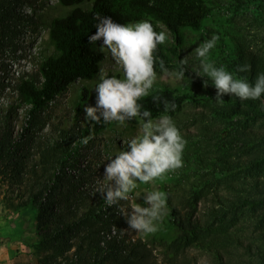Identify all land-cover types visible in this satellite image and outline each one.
Instances as JSON below:
<instances>
[{"label":"trees","instance_id":"trees-1","mask_svg":"<svg viewBox=\"0 0 264 264\" xmlns=\"http://www.w3.org/2000/svg\"><path fill=\"white\" fill-rule=\"evenodd\" d=\"M21 3L23 0H0L3 71L7 70V58L2 54L8 47L15 50L14 41L27 20L16 13L15 7ZM58 3L72 9L49 25L46 37L52 53L44 56L35 72L23 71L14 82H6L18 102L17 107L8 108L23 109L25 119L19 132L14 133L8 122L10 115L0 116V183L15 188L6 192L3 199L7 208L30 221L29 227L36 234L31 255L40 256L41 264H162L146 242H129L124 237L122 229L126 224L119 212L121 202L109 207L102 197L95 199L94 195L84 194L78 188L83 179L69 173L78 162L77 145H84L86 137H92L90 142L114 122L85 121L78 133L62 130L60 140L50 142L41 137L47 124L44 113L69 85L76 80H92L97 74L104 58L102 41L88 43V37L96 31L97 13L121 24L147 20L157 32L162 31L158 25L161 24L171 34L173 44L170 48L158 45L156 55L164 60L167 69L179 70L180 66L167 61V55L174 56L182 49L183 31L200 30L214 10L222 11L226 16L218 26L231 32L234 53L226 70L254 83L257 75L264 73V40L261 47H252L255 36L250 38L247 29L251 26L256 31L264 30V0ZM239 20L247 26L241 27ZM244 64L250 65V71L237 73V65ZM156 71L161 72L158 62ZM185 77L192 79L185 91L154 86L151 94L139 101L154 119L165 114L174 117L187 102H200L204 110L202 118L193 122L199 124L200 130L193 152L185 158V172L173 180L176 188L172 191L180 192L175 203L172 191H166L169 210L161 227L170 237L160 259L164 264H196L195 257L188 253L195 248L204 252L211 264H264V96L241 101L225 95L223 104H218L214 99L216 90L207 89L205 80L192 78L187 71ZM4 88L0 80V90ZM87 95V89L82 88L76 113L81 112ZM154 96L174 102L175 111L165 113L162 103L153 102ZM90 105L94 106L95 101ZM139 121L127 122L137 125ZM200 202L205 207L202 211L198 209ZM22 226V222H17L15 228L0 229V236L17 239L25 230Z\"/></svg>","mask_w":264,"mask_h":264},{"label":"rangeland","instance_id":"rangeland-1","mask_svg":"<svg viewBox=\"0 0 264 264\" xmlns=\"http://www.w3.org/2000/svg\"><path fill=\"white\" fill-rule=\"evenodd\" d=\"M216 1V0H214ZM221 3L228 2V0H218ZM83 6V5H82ZM85 7V5L83 6ZM16 13L21 17L27 18L23 22L18 37L14 41L16 44L15 50L6 48L2 54L5 57V63L7 64L6 71L0 68V80L4 83L5 88L0 90V116L10 115L8 120L12 126L14 133L19 132L20 126L23 125L25 119V112L23 109H9L10 107H17L18 102L16 101V95L11 90V87L6 85V82H14L18 75H21L23 71L35 72L38 68L39 63L44 56L52 53V47L47 43V34L50 23L53 19L63 17L68 14L71 8L62 7L58 4L57 0H23V3L16 5ZM226 16V13L222 11H215L210 15L201 26L198 31L184 30L183 31V45L182 49L177 50V54L174 56L172 53L167 55V61L171 64L180 66L181 61H186L185 67L187 72L193 77L201 80H209L207 77H197L195 72L200 71V60L196 57L195 49L200 46L204 41L210 39L212 35H218L219 40L216 47L210 53V60L215 63L216 67L224 66L228 70V65L233 59L234 53L232 52L230 41L231 32L224 31L218 24L219 21ZM239 19V18H238ZM240 26H247L244 21L239 20ZM248 35L250 38L255 36V44H250L252 47L262 46L264 40V30L256 29L249 26ZM162 31H165L168 36V40L165 43V47L170 48L173 44L172 37L161 25ZM233 29V25L230 27ZM227 34V35H223ZM253 35V36H252ZM253 42V41H252ZM104 60L99 64L97 75L90 81L78 80L68 86L65 92L54 98L49 103L48 108L45 111L44 117L47 119V124L43 128L41 137L44 140L50 142L59 141L60 131H73L78 133V130L84 126L85 113L83 111L86 105H90L95 101L96 93L94 91L96 84L99 82L101 70L107 74H112L117 78L123 79V71L116 65L107 49L103 50ZM10 56H14L11 60ZM169 71H177L176 69H168ZM158 79L154 86L166 87L169 89H178L183 92L191 86L192 79L184 78L181 81H174L172 78L165 76L163 73H157ZM208 83L210 90H215L214 86ZM193 85V84H192ZM82 88H86L88 91L87 101L83 104L80 113L74 111L76 103L80 99V93ZM209 99V98H208ZM9 107V108H8ZM16 110V111H15ZM17 114V117L15 115ZM204 112L203 106L200 102L193 103L187 102L184 104L183 109L180 113H177L174 117H171L180 130L181 135L187 141V144L183 153V161L186 165L185 158L189 157L193 152V147L196 145V135L199 133V124H193L196 120L198 121L201 114ZM159 118V117H158ZM2 117H0V120ZM140 121L137 125L126 123V126H119L114 122L112 127L96 135L90 142L84 145H77V159L78 165L70 169L69 173L74 177H81L83 179L78 188L84 194L87 192L90 195H94L95 199L101 197L100 193H95L96 189L101 186L104 179V168L108 163L109 157L115 158L123 148L127 146V141L139 134ZM38 158L35 157V160ZM185 166L176 172L169 173L163 181H155L154 184L140 185L133 193L130 194L128 201H121V206L128 212H131L133 204L144 205L143 197L151 190L158 189L160 191H172L176 188L174 185V179H178L185 172ZM6 182L0 183V229L15 228L17 222H22V227L25 228L24 234L17 239H13L9 236H0V264H41L40 256L35 257L31 255L33 249L31 244L36 240L35 231L30 228V221L24 217L19 216V212H15L14 209L7 208V202L3 199L6 192L11 191L14 186L8 188ZM173 197V203L177 201L180 196L179 190H174L170 193ZM120 206V207H121ZM119 207V209H120ZM202 202L198 204V209L202 211L204 209ZM168 209V207H167ZM169 210V209H168ZM167 210V213H168ZM120 212V211H119ZM122 216V215H120ZM10 224V225H9ZM125 228L128 225L125 221ZM30 230V232L28 231ZM27 233V234H26ZM124 237L129 242L140 239L152 249L153 254L159 261L163 260V247L169 239V234L164 232L161 227V221L159 222L158 231L154 234L144 235L134 230L128 229L122 232ZM4 237V239L2 238ZM14 252V253H13ZM190 256H194L196 264H211L209 257L198 249L192 248L188 251Z\"/></svg>","mask_w":264,"mask_h":264},{"label":"clouds","instance_id":"clouds-1","mask_svg":"<svg viewBox=\"0 0 264 264\" xmlns=\"http://www.w3.org/2000/svg\"><path fill=\"white\" fill-rule=\"evenodd\" d=\"M94 19L97 21L96 31L88 37V43L102 41L101 51L108 50L116 65L122 69L123 79L108 76L101 70L94 89L95 105L84 107V119L97 124L101 121L115 122L119 126H126L127 121L133 119L140 120L139 134L127 141V150L120 151L114 159H107L103 183L95 192L100 193L106 205L112 207L118 206L121 201H128L130 194L140 185L163 181L169 173L184 166L183 153L187 141L171 116L165 114L154 119L151 111L143 109L139 101L151 94L157 82V62L161 73L174 81L185 78L187 62L181 61L177 71H169L165 67L164 60L156 53L158 45L168 40L167 33L157 32L147 20L121 24L98 13ZM158 25L160 27L161 24ZM218 40L219 36L214 34L195 49L196 57L200 60V71L195 72L196 76L212 81L216 90L214 99L218 104H223L222 97L225 95L235 96L241 101L259 100L264 96V73L258 74L255 82L250 83L246 77H237L224 66L216 67L209 57ZM248 71V64L236 67L237 73ZM204 86H208L207 80ZM153 102L162 103L165 113L176 109L174 102L170 103L161 96H154ZM91 138L86 137L83 142L87 143ZM143 202L146 206L133 204L131 212L120 207V215L128 225L122 232L131 229L148 235L158 231L159 222L167 215V193L158 189L148 191Z\"/></svg>","mask_w":264,"mask_h":264},{"label":"crops","instance_id":"crops-1","mask_svg":"<svg viewBox=\"0 0 264 264\" xmlns=\"http://www.w3.org/2000/svg\"><path fill=\"white\" fill-rule=\"evenodd\" d=\"M9 225H10V224H9ZM13 226H14V225H12L11 227H13ZM11 227H10L9 229H12ZM28 231L30 232V230H28ZM24 233H25V232H24ZM24 233H23V234H24ZM23 234H21V235H23ZM26 234H27V233H26ZM2 238L4 239V237H2ZM13 253H14V252H13Z\"/></svg>","mask_w":264,"mask_h":264},{"label":"built area","instance_id":"built-area-1","mask_svg":"<svg viewBox=\"0 0 264 264\" xmlns=\"http://www.w3.org/2000/svg\"><path fill=\"white\" fill-rule=\"evenodd\" d=\"M107 238H109V234H106Z\"/></svg>","mask_w":264,"mask_h":264}]
</instances>
